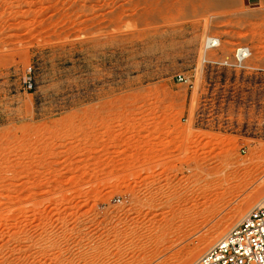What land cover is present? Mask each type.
Returning a JSON list of instances; mask_svg holds the SVG:
<instances>
[{"label": "rangeland", "instance_id": "obj_1", "mask_svg": "<svg viewBox=\"0 0 264 264\" xmlns=\"http://www.w3.org/2000/svg\"><path fill=\"white\" fill-rule=\"evenodd\" d=\"M263 8L0 0V264H192L240 220L264 181ZM239 44L246 69L202 62Z\"/></svg>", "mask_w": 264, "mask_h": 264}, {"label": "built area", "instance_id": "obj_2", "mask_svg": "<svg viewBox=\"0 0 264 264\" xmlns=\"http://www.w3.org/2000/svg\"><path fill=\"white\" fill-rule=\"evenodd\" d=\"M264 12V8H263ZM221 44L220 37L207 35L203 40L204 51L214 50ZM251 56L249 46L236 45L230 56L217 59L203 56L204 64L243 70ZM177 81L186 83L188 78L177 75ZM192 264H264V196L243 214L221 237L209 245Z\"/></svg>", "mask_w": 264, "mask_h": 264}, {"label": "bare ground", "instance_id": "obj_3", "mask_svg": "<svg viewBox=\"0 0 264 264\" xmlns=\"http://www.w3.org/2000/svg\"><path fill=\"white\" fill-rule=\"evenodd\" d=\"M257 190V189H256ZM264 191V181H263V183L261 184V186H259L258 187V190L251 196V198H249V200H247V201H245L246 203L241 207V208H239L238 209V211H237V213L235 214L238 218L240 217V215L241 216H243L242 214L243 213H245L247 210H248V208H249V206H250V204H251V202L253 201V199L254 198H256L258 195H259V193L260 192H263ZM263 198V197H262ZM262 198L258 201V202H256L255 203V205L257 204V203H259L261 200H262ZM244 203V202H243ZM242 205V204H241ZM237 220H239V219H237ZM236 220V222H238ZM220 233L219 232V230H217L215 233ZM213 235V234H212ZM216 235V234H215ZM218 235V234H217ZM211 237L209 236V238H207V240L205 241V245L204 246H207L210 242H211V239H210ZM212 239H213V237H212ZM203 246V247H204ZM195 255H192L190 258H193ZM188 262H189V260H188Z\"/></svg>", "mask_w": 264, "mask_h": 264}]
</instances>
